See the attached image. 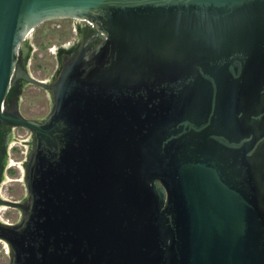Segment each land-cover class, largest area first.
I'll use <instances>...</instances> for the list:
<instances>
[{
	"label": "water",
	"instance_id": "1",
	"mask_svg": "<svg viewBox=\"0 0 264 264\" xmlns=\"http://www.w3.org/2000/svg\"><path fill=\"white\" fill-rule=\"evenodd\" d=\"M56 19L104 40L48 85L17 57ZM2 126L33 137L9 264H264V0H0Z\"/></svg>",
	"mask_w": 264,
	"mask_h": 264
},
{
	"label": "rangeland",
	"instance_id": "2",
	"mask_svg": "<svg viewBox=\"0 0 264 264\" xmlns=\"http://www.w3.org/2000/svg\"><path fill=\"white\" fill-rule=\"evenodd\" d=\"M77 38L78 30L73 19L46 21L36 27L30 41L34 46L29 67L31 75L38 80L48 81L59 70L57 52L61 50V45L66 43L63 47L67 48L70 42ZM57 48L59 50L56 52ZM18 108L26 119L42 120L46 119L50 112L51 101L47 92L36 86L27 85L21 93ZM30 138V132L23 128H15L11 133L12 142L7 148L9 164L3 170L6 178L0 182V195L7 200L21 202L27 198L24 166L27 162ZM0 217L14 224L20 221L21 212L17 209L2 208ZM0 264H9V251L5 242H0Z\"/></svg>",
	"mask_w": 264,
	"mask_h": 264
},
{
	"label": "flooded vegetation",
	"instance_id": "3",
	"mask_svg": "<svg viewBox=\"0 0 264 264\" xmlns=\"http://www.w3.org/2000/svg\"><path fill=\"white\" fill-rule=\"evenodd\" d=\"M73 21H75L76 26H77L78 38L74 42H70V45H68L67 48L63 47L66 45V43L61 45V50H59V48H57L56 52L59 50L57 52V61L59 64L58 72L56 74H54L48 81L40 80V81H44L48 85H52L55 82L63 64L66 61L77 56V54H79L83 49H86L87 51L94 49L95 47L100 45L102 43V41L104 40V36L90 22L85 21V20L80 21V20H74V19H73ZM35 28L31 29L29 31V33L27 34V36L24 40V45L21 47L19 54H18V57H17V63L19 65V68L22 71L29 74L31 77H33V76L29 72V67L31 66V61H32L31 60V54H32L31 50L34 49V46L31 44L30 41L33 37V33L35 31ZM18 75H17L18 78L14 82L13 88L10 90V92L7 96V101H8L7 102V108L9 110H11V108L13 107L14 104L18 103V106H19V101L21 99V93H22L23 89L27 85H30V84H27L22 78H20V74H18ZM42 90L47 92L49 99L51 101V106H52V99H51V95H50L49 91L45 90V89H42ZM44 120L45 119L36 120V121L43 122ZM14 129L15 128H12V127L2 126L1 142H0V182H2L6 178L5 175H3V170L9 164L8 157H7L8 156L7 148L9 146L10 142H12L11 133ZM24 143H27V142H24ZM28 143L29 144H28L27 148L29 150V149H31V147L33 145V137L32 136H31L30 141ZM25 201H21V203H23ZM0 210H2L1 206H0ZM0 222L7 224V225H14V224L18 223V222L14 223V224L9 223L1 217H0ZM0 242H3V241H0Z\"/></svg>",
	"mask_w": 264,
	"mask_h": 264
},
{
	"label": "bare ground",
	"instance_id": "4",
	"mask_svg": "<svg viewBox=\"0 0 264 264\" xmlns=\"http://www.w3.org/2000/svg\"><path fill=\"white\" fill-rule=\"evenodd\" d=\"M74 20H80V21H83V20H81V19H74ZM28 152H29V150H28ZM28 156V155H27ZM1 196V195H0ZM1 198L3 199V200H7V199H5L3 196H1ZM2 208H7V207H5V206H1ZM1 241V240H0Z\"/></svg>",
	"mask_w": 264,
	"mask_h": 264
}]
</instances>
